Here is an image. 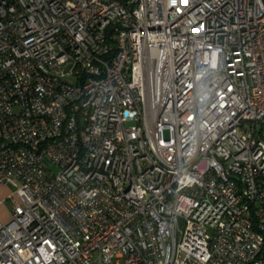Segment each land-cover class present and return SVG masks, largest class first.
Segmentation results:
<instances>
[{
    "label": "built area",
    "instance_id": "1",
    "mask_svg": "<svg viewBox=\"0 0 264 264\" xmlns=\"http://www.w3.org/2000/svg\"><path fill=\"white\" fill-rule=\"evenodd\" d=\"M0 185V264H264V0H0Z\"/></svg>",
    "mask_w": 264,
    "mask_h": 264
},
{
    "label": "crops",
    "instance_id": "2",
    "mask_svg": "<svg viewBox=\"0 0 264 264\" xmlns=\"http://www.w3.org/2000/svg\"><path fill=\"white\" fill-rule=\"evenodd\" d=\"M10 190L11 189L9 187L0 185V193L1 191H4L3 194H0V197L5 198L6 193H8ZM9 206H7V201L4 204H0V220L1 221H6L9 219V209H10Z\"/></svg>",
    "mask_w": 264,
    "mask_h": 264
},
{
    "label": "rangeland",
    "instance_id": "3",
    "mask_svg": "<svg viewBox=\"0 0 264 264\" xmlns=\"http://www.w3.org/2000/svg\"><path fill=\"white\" fill-rule=\"evenodd\" d=\"M52 171L56 173V172L58 171V168H57L56 166H52ZM3 193H4V191H1L0 194H3ZM6 195H7V193H6ZM6 195H5V196H6ZM2 196H3V195H2ZM9 205H10L9 202L7 201V206H9Z\"/></svg>",
    "mask_w": 264,
    "mask_h": 264
}]
</instances>
